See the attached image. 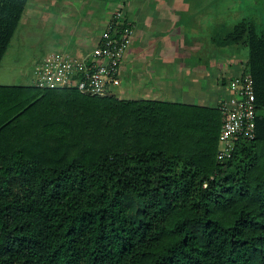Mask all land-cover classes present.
Segmentation results:
<instances>
[{"label":"trees","instance_id":"obj_1","mask_svg":"<svg viewBox=\"0 0 264 264\" xmlns=\"http://www.w3.org/2000/svg\"><path fill=\"white\" fill-rule=\"evenodd\" d=\"M27 2L0 0V62ZM212 37L258 112L224 159L219 105L0 83V264H264V31Z\"/></svg>","mask_w":264,"mask_h":264},{"label":"crops","instance_id":"obj_2","mask_svg":"<svg viewBox=\"0 0 264 264\" xmlns=\"http://www.w3.org/2000/svg\"><path fill=\"white\" fill-rule=\"evenodd\" d=\"M206 5L199 0H28L18 28L24 27L22 37L39 29L48 44L83 55L96 47L120 10L134 29L121 63L127 98L217 106L230 96L229 82L245 70L248 56L238 46L207 51L209 19L201 15ZM5 55L0 83L19 84L2 72Z\"/></svg>","mask_w":264,"mask_h":264},{"label":"built area","instance_id":"obj_3","mask_svg":"<svg viewBox=\"0 0 264 264\" xmlns=\"http://www.w3.org/2000/svg\"><path fill=\"white\" fill-rule=\"evenodd\" d=\"M133 30L123 13L115 11L92 50L83 55L60 50L44 54L32 69L33 83L74 87L88 94L115 92L122 81L121 63ZM229 87L230 96L218 104L222 113L219 159L231 156L239 138L252 139L256 132L258 112L252 74L245 69L230 80Z\"/></svg>","mask_w":264,"mask_h":264},{"label":"rangeland","instance_id":"obj_4","mask_svg":"<svg viewBox=\"0 0 264 264\" xmlns=\"http://www.w3.org/2000/svg\"><path fill=\"white\" fill-rule=\"evenodd\" d=\"M207 2V13L201 12V15L206 16L208 20L206 49L209 53H219L224 46H219L214 42L212 35L221 25L232 26L235 23L243 20L250 19L256 22L259 31H264V0H199ZM24 27L20 26L15 35L13 36L10 45L6 51V61L2 68L3 74L8 73L10 78L14 82L11 83H33L32 76L29 75L32 72L34 65L37 61L47 52L50 51H66L59 46H53L48 44L45 35L42 36L41 30L34 29L33 33L26 34L22 37V31ZM58 47V48H56ZM241 49H245L248 54V49L243 46H239ZM69 52V51H66ZM208 53V54H209ZM15 72L13 75L11 73ZM13 75V76H12ZM30 77V78H29ZM124 84L120 83L115 87V92L122 98H127L128 94L124 92ZM264 113V110L260 111Z\"/></svg>","mask_w":264,"mask_h":264}]
</instances>
